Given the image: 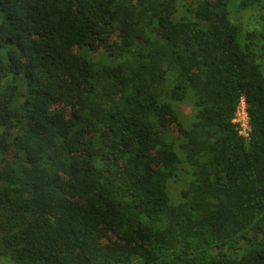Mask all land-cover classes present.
Instances as JSON below:
<instances>
[{
  "label": "trees",
  "instance_id": "trees-1",
  "mask_svg": "<svg viewBox=\"0 0 264 264\" xmlns=\"http://www.w3.org/2000/svg\"><path fill=\"white\" fill-rule=\"evenodd\" d=\"M0 264H264V0H0Z\"/></svg>",
  "mask_w": 264,
  "mask_h": 264
},
{
  "label": "rangeland",
  "instance_id": "rangeland-1",
  "mask_svg": "<svg viewBox=\"0 0 264 264\" xmlns=\"http://www.w3.org/2000/svg\"><path fill=\"white\" fill-rule=\"evenodd\" d=\"M231 10H232V20L233 21L235 20L237 23L242 24L246 32L253 31L256 28H259V20L260 17L263 15V12H261L260 8H256L254 10H250L247 12H240L237 6H235L233 7V9L231 8ZM260 24L262 27L263 25L262 21H260ZM85 54L87 53L85 52ZM179 109L181 110V113L186 116L192 115L194 111L193 106L190 102L181 104L179 106Z\"/></svg>",
  "mask_w": 264,
  "mask_h": 264
},
{
  "label": "built area",
  "instance_id": "built-area-1",
  "mask_svg": "<svg viewBox=\"0 0 264 264\" xmlns=\"http://www.w3.org/2000/svg\"><path fill=\"white\" fill-rule=\"evenodd\" d=\"M237 125L239 134L245 138L250 137L251 126L249 123V117L247 114V105L244 98H242L240 105L238 107L236 118L233 121Z\"/></svg>",
  "mask_w": 264,
  "mask_h": 264
}]
</instances>
